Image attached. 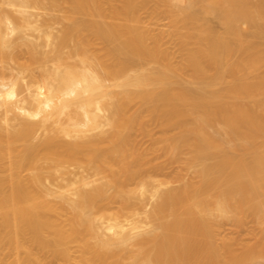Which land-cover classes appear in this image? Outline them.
Here are the masks:
<instances>
[{"label": "bare ground", "instance_id": "1", "mask_svg": "<svg viewBox=\"0 0 264 264\" xmlns=\"http://www.w3.org/2000/svg\"><path fill=\"white\" fill-rule=\"evenodd\" d=\"M0 63V264L69 261L74 245L79 264H264V0H0ZM169 163L177 185L154 178ZM71 165L99 177L45 184ZM249 216L254 240L220 238Z\"/></svg>", "mask_w": 264, "mask_h": 264}, {"label": "rangeland", "instance_id": "2", "mask_svg": "<svg viewBox=\"0 0 264 264\" xmlns=\"http://www.w3.org/2000/svg\"><path fill=\"white\" fill-rule=\"evenodd\" d=\"M197 6H199V5H197ZM197 6H195L194 8L195 9L196 8L199 9V7H197ZM31 10L38 14V18L40 19V21L41 20H45V19H50V21L53 22L52 29H53V31L55 33H59L61 31V29H63L65 27L66 23H67V21L65 19H64L65 21L62 20L61 16L63 14V11L60 10V9H48V8H45V7H32ZM54 11H56L57 14L53 13ZM53 15L57 19H54ZM145 16H143V17L145 19H147V17H145ZM209 16H207L206 19L208 18L207 20L211 22V20H210L211 16L210 17ZM51 18H53L54 20H52ZM203 18H205V16ZM215 20H216L215 18L212 19L213 22H211V23L218 28V29L216 28L217 30L220 31V29H221L223 31L224 28L222 27L223 25H221L222 23L219 22V21H215ZM147 21H148V19H147ZM204 21H206V20H204ZM150 25H151V27L153 26V28H155L156 31H164L165 30L164 31L165 33H168L169 31H171V30H169L170 29V21H169L168 18L161 17L158 20H156L154 23H150ZM166 29H168L169 31L166 30ZM28 31L31 32L32 30H28ZM31 38L33 39V42L42 43V45H40V47L42 49H45V50H49L50 49V46L43 45V43H44V37L43 36L42 37L34 36V37H31ZM170 41L167 43V45L169 46V44H170V46H169L170 49L174 50V51H177V47L178 46L174 42L172 43ZM73 43H74V41H72V43L69 46L64 48V51L66 53L70 51L71 45ZM17 49L19 51H21V53H23V54H21L23 59L27 60L28 55H29V53H28V50H29L28 45L22 44ZM75 58H78V57H76V56L69 57L68 60L72 62V61H75ZM48 63L51 65L52 61H49ZM0 65H1V63H0ZM40 71H41V67H36L34 69V72H35L36 75H39ZM5 72H7L9 74V73L12 72V70L10 68H6ZM28 72H29V70L27 71V73ZM28 74H30V73H28ZM27 75H26V78H27L26 80L30 79V76L29 75L27 76ZM117 89L118 88H116V90ZM141 108H143L142 104L140 102H138V101H135L134 103H132V105L130 107V111H134V110L141 109ZM5 125H7V123H5ZM149 128H150L151 133L153 134L154 137H157V136L160 135L161 128L159 127V125L155 121H150ZM134 133L136 134L138 145L141 148H147V147L151 146V144L153 142V138L150 135L142 133V131L140 129L134 130ZM37 134L39 135V133H37ZM40 134H41V132H40ZM42 134H43V131H42ZM38 135H37V137L41 136V135H39V136ZM152 157H153V162L162 161L164 159L163 155L160 156V154L157 155L156 153L153 154ZM168 166L169 167L167 169H165V171L163 172L164 175L162 174V175L154 176V178H156V179H167V180L170 181L169 185H171V186L179 184V181L175 177L176 172L179 169L178 165L176 163H169ZM70 169L71 170H67V172H66V170L65 171H63V170L56 171L54 176H50V177L46 176L45 179H44L45 184L49 185L53 189H58L60 191L61 189L58 187V183L59 182L66 183V180L63 179L62 176H64L65 178L74 177L73 172L75 173L79 169L81 171L84 169V173H86L84 175L88 176V174H89V176L91 178L99 177V175L92 174V171H91V173H89L90 171L88 172V170H92V169H88V168H87V170H85L86 168H79L78 169V167H75V166H72V165L70 166ZM72 170H74V171L72 172ZM181 171H182V174L184 176V180H189V179L193 178V176H194V169H187L186 167H183V169ZM82 173H83V171H82ZM46 174H48V173L46 172ZM107 178H108L107 176H103L100 179L96 180L95 183H98V182L103 181V180L105 181V180H107ZM129 187L134 189V190H136V193L140 195V189H141V185L140 184L134 183V184H131ZM58 193L59 192H57L55 194H52V195H49V198H51L54 201H57V202L63 204L64 206H66V213H67L66 215H69L70 213L73 212V208L71 207V205L69 204L68 201H66L62 197L58 196L57 195ZM149 196H150V192L149 191L144 196L141 195V197L145 198V200ZM147 201H149V200H147ZM151 201L152 200L149 201L150 204H151ZM118 203H119L118 201L113 203L114 209H116L118 207V205H119ZM149 203H148V205L151 207L152 205H150ZM148 205H147V207H149ZM101 214H103V212L97 213V215H101ZM258 229H259V225H258V223L255 221V219L252 216L247 217L242 225H238L235 222V220L229 219L228 221H222V225H221V227L219 229V232H220L219 236H220V238L229 237V238H239V239H241L243 241H252V240H254L255 234L258 232ZM236 246L238 248L240 247V245H236ZM43 252L40 253L42 255V258H44L42 260H43V262H45L47 264H79L80 263L77 260L78 250H77L75 245L72 248V254H73V257H76V258L71 259L69 261H66L65 259H58V258H56L54 256L52 257V255H50L49 254L50 252H48V251H45L44 253ZM6 255L10 256V253H6Z\"/></svg>", "mask_w": 264, "mask_h": 264}]
</instances>
